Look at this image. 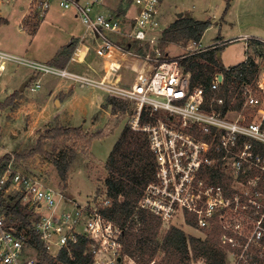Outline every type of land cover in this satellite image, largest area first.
<instances>
[{
  "label": "built area",
  "instance_id": "2783aa9c",
  "mask_svg": "<svg viewBox=\"0 0 264 264\" xmlns=\"http://www.w3.org/2000/svg\"><path fill=\"white\" fill-rule=\"evenodd\" d=\"M27 1L31 15L41 19L55 3L75 11L85 29L100 40L104 54L117 50L143 59L151 71L125 87L0 49V79L8 65L26 67L34 76L26 85L32 93L42 88V78L49 75L101 90L128 104L127 126L147 134L156 159V179L146 187L137 209L159 218L162 227H171L179 214L185 218L187 213L202 230L219 225L221 240L235 259L232 264L252 261L256 255L261 262L254 264H264V71L254 84L241 85L245 102L238 118L231 119L229 114L238 111L223 114L213 107L214 101L219 106L225 103L217 97L224 83L222 73L211 83L214 95L209 103L204 88L191 87V75L179 59L163 57L160 45L166 28L159 20L163 0H133L137 12L125 20L96 11L106 0ZM249 40L264 48V39ZM133 44L149 45L153 55L141 54ZM187 51L189 56L206 49L191 40ZM10 190L20 192L22 202L28 200L35 214L33 231L52 257L64 250L72 255L73 245L83 237L89 242L92 264H127L122 244L125 230L103 213L111 205L106 194L85 202L66 197L45 186L40 172L19 169L13 155L0 174V264H41L28 256L25 234L17 231L3 210L2 199Z\"/></svg>",
  "mask_w": 264,
  "mask_h": 264
},
{
  "label": "rangeland",
  "instance_id": "374dc122",
  "mask_svg": "<svg viewBox=\"0 0 264 264\" xmlns=\"http://www.w3.org/2000/svg\"><path fill=\"white\" fill-rule=\"evenodd\" d=\"M23 4H28V1L0 0V18H5L8 21V24L2 22L0 25L1 45H12L13 42L22 39L23 35L19 29L21 27V17L24 13L21 11L20 6ZM109 5V11L114 15L124 17V20L125 16L131 18L137 12L133 0H109ZM28 14V17H32L31 14L33 13L29 12ZM179 15H182V17H179ZM182 18L204 22L210 21V27L202 36V44L205 47L216 42L221 44L218 54H220L219 60L223 67L228 69L252 59L260 69L258 77H262L264 57L258 55L261 48L251 47V40L249 39L254 37L264 39V0H233L228 9L225 0H163L159 17L163 28ZM190 41L191 39L180 37L163 44L164 46L160 45L163 57L178 58L179 62L182 63L183 57L188 55L187 46ZM138 46L144 48L145 52L141 54L153 55L151 48L148 49L149 45L138 44ZM30 72L32 71L29 68H16L12 65L0 79V158L7 154L11 157L13 155L19 169L26 168L40 172L45 186L79 202H85L94 196H104L107 190L106 180L109 177L105 165L121 133L127 126L126 111L120 110L117 114H113L112 110L102 112L96 108L89 109V106L86 107L88 115L85 119L87 120L88 129L85 132H88V134L102 132L106 128L117 125L112 134L95 140L90 148L86 146L87 140L80 139L77 134L64 135L57 140H51L49 138L50 131L56 128L57 125L49 127L44 122V118L41 117V113L38 112V105H44L48 99L45 88L36 93L29 90L18 93L16 98L12 99L9 104L6 103L12 90H20L21 86H18L17 79L22 78L24 74H30ZM47 77L49 75L41 81H45ZM76 88L83 90L79 86H76ZM122 104L130 109L125 102H122ZM79 115H75L72 123L79 124L77 123ZM238 116L239 112L229 114L231 119H236ZM41 139H43L47 155H33L32 152ZM72 151L76 154V160L68 172L67 180L64 182L51 156L58 157L61 152L63 154L67 153L69 156ZM8 194L16 197L17 194L21 193L10 190ZM27 203V199L23 200V204ZM31 215L32 220H34L35 214L32 212ZM134 222L136 223L135 229L139 228V221L134 219ZM171 227H179L187 235L201 238H205L210 230H202L194 223H189L187 214L185 218L182 214H179ZM171 227H161L159 240H163L166 232ZM25 237L28 256L39 259L36 250L30 246V235L27 232ZM162 256L163 253H159L157 260ZM234 261V257L227 252V264H232ZM126 263L138 264L129 256ZM193 264L206 263L203 260H197Z\"/></svg>",
  "mask_w": 264,
  "mask_h": 264
},
{
  "label": "trees",
  "instance_id": "16d2710c",
  "mask_svg": "<svg viewBox=\"0 0 264 264\" xmlns=\"http://www.w3.org/2000/svg\"><path fill=\"white\" fill-rule=\"evenodd\" d=\"M225 1L228 9L233 0ZM31 18L36 21V25L42 20L37 15H32ZM210 25V21L179 19L166 27L163 32L161 46L180 37L200 42ZM133 45L132 47L140 53L145 52L142 46ZM250 46L261 48L258 55L264 57V48L259 42L251 40ZM219 51L220 46L205 52L185 56L180 65L185 72L190 73L191 87L204 88L209 103L214 95L210 91L211 83L217 73H222L224 83L218 91L217 97L223 98L225 103L219 106L214 101L213 107L216 110H222L223 114L228 110L239 112L245 102L240 87L244 82L254 84L259 78L260 69L252 59H249L244 63L230 67L232 70H227L220 63ZM70 54V47L63 48L54 62L50 64L59 67L61 62L66 61ZM60 60L61 62H58ZM17 95L18 92L9 97L6 103L9 104ZM108 104H110L113 114L128 109L125 104H122V101L113 97L108 99ZM116 126L106 128L102 132L88 134L83 128H66L57 125L56 128L50 131L49 138L57 140L64 135L77 134L80 139L87 140L86 146L90 148L95 140L112 134ZM262 152L264 154V147H262ZM32 154L47 155L43 139L39 140ZM51 157L62 181L65 182L68 178V172L76 160V154L72 151L71 155L68 156L67 153L63 154L61 152L58 157ZM10 160L11 156L8 154L0 158L1 173ZM105 166L109 174L106 180V196L111 205L104 209L103 213L109 220L125 230L122 237L123 253L125 255L138 264H193L197 260H203L206 264H227L229 247L221 240L223 230L219 225H214L207 232L205 238L187 235L183 229L171 227L166 232L163 240H159L158 236L162 227L161 220L137 209L138 202L146 187L156 179V159L150 150L146 133L135 132L126 126L111 151ZM217 173L216 179H219ZM220 183L229 184L224 180H220ZM1 205L6 215L12 218L17 231L24 234L27 232L30 235V246L36 250L41 264H92V256L88 248L89 242L83 237H79L78 242L73 245L72 255L64 250L57 257H52L41 241V237L33 231L31 215L33 211L29 204H23L21 194H17L16 197L7 196L2 199ZM135 217H137L140 224L137 229H135ZM187 219L189 223L196 225L193 215L187 213ZM159 253H163V256L157 260ZM255 261L261 262L257 255L252 261L239 264H254Z\"/></svg>",
  "mask_w": 264,
  "mask_h": 264
},
{
  "label": "crops",
  "instance_id": "0c3cea01",
  "mask_svg": "<svg viewBox=\"0 0 264 264\" xmlns=\"http://www.w3.org/2000/svg\"><path fill=\"white\" fill-rule=\"evenodd\" d=\"M109 6V0H106L103 6L96 8V11L110 12ZM20 9L24 12L20 25L22 30L19 29L23 35L22 39L13 42L12 45L0 44V49L50 64L54 62L63 48L70 47L71 54L66 61H58L61 62L60 68L125 87L131 86L139 74L151 71V68L140 58L120 53L117 50L104 54L101 51L100 40L85 29L73 10L65 11L55 3L36 25V21L28 17L30 12L28 4L21 5ZM2 22L8 24L5 18H0V25ZM115 39L118 40V37ZM200 43L202 44V39ZM220 45L218 42L208 47L202 44L206 51ZM10 66L12 65L7 66L6 71L10 69ZM33 77L30 72V74H24L22 78H18L20 90H12L8 97L17 92L24 93L27 83ZM44 78L42 79L44 80ZM41 83L40 90L45 88L48 99L44 105H38V112L41 113V117L49 127L59 125L66 128H83L86 131L88 129L85 119L88 115L87 106L89 109L96 108L102 112L112 110L108 104V99L111 96L101 90L95 88L79 90L73 83L53 76L47 77ZM76 114H80L78 125L72 123Z\"/></svg>",
  "mask_w": 264,
  "mask_h": 264
},
{
  "label": "water",
  "instance_id": "95a60500",
  "mask_svg": "<svg viewBox=\"0 0 264 264\" xmlns=\"http://www.w3.org/2000/svg\"><path fill=\"white\" fill-rule=\"evenodd\" d=\"M179 17H182V15H179ZM218 56H220V54H218Z\"/></svg>",
  "mask_w": 264,
  "mask_h": 264
}]
</instances>
